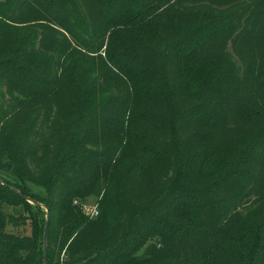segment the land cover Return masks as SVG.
Listing matches in <instances>:
<instances>
[{
  "label": "trees",
  "instance_id": "16d2710c",
  "mask_svg": "<svg viewBox=\"0 0 264 264\" xmlns=\"http://www.w3.org/2000/svg\"><path fill=\"white\" fill-rule=\"evenodd\" d=\"M0 179V264L11 187L49 264H264V0H0Z\"/></svg>",
  "mask_w": 264,
  "mask_h": 264
},
{
  "label": "rangeland",
  "instance_id": "374dc122",
  "mask_svg": "<svg viewBox=\"0 0 264 264\" xmlns=\"http://www.w3.org/2000/svg\"><path fill=\"white\" fill-rule=\"evenodd\" d=\"M33 189H35V188L33 187ZM37 190H38V188H37ZM100 199H101V197L89 196V197H87V199L85 201H81L79 199L75 200L74 204H78L79 206H81L83 211H84V214L87 215V213H91L93 211V209L96 207V205L99 206ZM4 208L8 214L13 215L14 217L20 216L21 208H14L13 206H5ZM43 209H44V211H46L45 208H43ZM31 231L32 230H31L30 223L27 222L26 224H23V222L21 220H18V225L10 223L7 226V232L14 234V235H30Z\"/></svg>",
  "mask_w": 264,
  "mask_h": 264
},
{
  "label": "water",
  "instance_id": "95a60500",
  "mask_svg": "<svg viewBox=\"0 0 264 264\" xmlns=\"http://www.w3.org/2000/svg\"><path fill=\"white\" fill-rule=\"evenodd\" d=\"M0 183L7 185L2 179H0ZM18 195L22 196L25 200L30 202L31 204L42 206L45 208L47 215H46V226H45V233H44V240H43V247H44V262L43 264H49V232H50V208L35 199L23 194L21 191L11 187Z\"/></svg>",
  "mask_w": 264,
  "mask_h": 264
},
{
  "label": "built area",
  "instance_id": "2783aa9c",
  "mask_svg": "<svg viewBox=\"0 0 264 264\" xmlns=\"http://www.w3.org/2000/svg\"><path fill=\"white\" fill-rule=\"evenodd\" d=\"M87 215H89L92 218L98 216L99 215V206L96 205V207L93 209V211L91 213H87Z\"/></svg>",
  "mask_w": 264,
  "mask_h": 264
}]
</instances>
